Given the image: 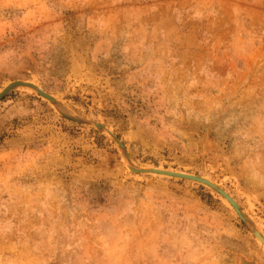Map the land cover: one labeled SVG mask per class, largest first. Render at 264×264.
I'll return each instance as SVG.
<instances>
[{"label": "rangeland", "instance_id": "1", "mask_svg": "<svg viewBox=\"0 0 264 264\" xmlns=\"http://www.w3.org/2000/svg\"><path fill=\"white\" fill-rule=\"evenodd\" d=\"M16 79L0 264H264V0H0Z\"/></svg>", "mask_w": 264, "mask_h": 264}, {"label": "water", "instance_id": "2", "mask_svg": "<svg viewBox=\"0 0 264 264\" xmlns=\"http://www.w3.org/2000/svg\"><path fill=\"white\" fill-rule=\"evenodd\" d=\"M24 84L25 83L23 80H20V79L12 80L9 84H7L6 86L1 88L0 99L6 93H8L9 90H11L13 87L22 86ZM38 90H39V92H38L39 95L45 97L46 99H48L50 101H53V97L49 93H47L46 91L41 90V89H38ZM95 126L101 130L103 128L102 124H100V123H95ZM105 131L111 136V138L118 144V146L120 148L124 149L123 143L112 132H109L107 130H105ZM125 156H126V159L129 161L128 155L126 154ZM128 167L131 171L136 172V173L153 172V173H157V174H162L164 176L177 177V178L192 180V181L199 182L201 184L206 183L209 185V187L211 186V189L216 191L219 195H221L223 198H225L229 202V204L235 210V213L239 216V218L242 221L247 222V220H248L247 217L244 215L243 211L239 208V205L234 201V199L222 187L218 186L217 184L212 183L211 181L204 178L203 176L192 174V173H187V172H182V171L168 170V169H164V168H162V169L143 168V167H135V166H132L130 164H128ZM252 233L254 234V236H258V233L253 229H252Z\"/></svg>", "mask_w": 264, "mask_h": 264}, {"label": "bare ground", "instance_id": "3", "mask_svg": "<svg viewBox=\"0 0 264 264\" xmlns=\"http://www.w3.org/2000/svg\"><path fill=\"white\" fill-rule=\"evenodd\" d=\"M20 80H23V79H20ZM24 81V85H22V86H24V87H28V88H31V89H33L34 91H36L37 93L39 92V90L38 89H41L39 86H37L36 84H34V83H31V82H29V81H26V80H23ZM10 83V82H9ZM8 83V84H9ZM7 85V84H6ZM5 85V86H6ZM13 88H15V87H13ZM12 88V89H13ZM41 90H43V89H41ZM10 91V90H9ZM43 97V96H42ZM53 97V96H52ZM45 98V97H44ZM52 102H54V97H53V101ZM101 124V123H100ZM102 126H103V128H102V130H107V131H109V132H111L109 129H107L103 124H102ZM143 168H155V167H143ZM157 169H161V168H157ZM143 173V172H142ZM150 173H153V172H150ZM155 174H157V173H155ZM160 175H162V174H160ZM204 178H206V177H204ZM206 179H208V178H206ZM209 181H211L210 179H208ZM212 183H214L213 181H211ZM204 185H206V186H208L209 187V185L208 184H206V183H203ZM214 184H216V183H214ZM218 185V184H217ZM219 186V185H218ZM209 188H211V186L209 187ZM213 190V189H212ZM225 199V198H224ZM226 200V199H225ZM227 201V200H226ZM228 202V201H227ZM229 203V202H228ZM232 207V206H231ZM233 208V207H232ZM235 211V210H234ZM245 215V214H244ZM246 216V215H245ZM247 222H249V223H251L250 222V220L248 219L247 220ZM253 230H255L257 233H258V236H255L258 240H261V241H263L264 242V236L257 230V229H255L254 227L252 228Z\"/></svg>", "mask_w": 264, "mask_h": 264}]
</instances>
